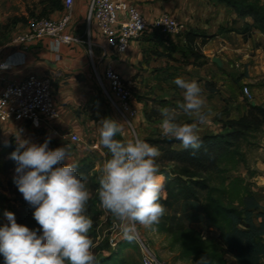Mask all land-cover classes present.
Segmentation results:
<instances>
[{
  "label": "crops",
  "instance_id": "obj_1",
  "mask_svg": "<svg viewBox=\"0 0 264 264\" xmlns=\"http://www.w3.org/2000/svg\"><path fill=\"white\" fill-rule=\"evenodd\" d=\"M90 1L75 0L70 11L66 10L64 0H61V9L47 6V3L44 6L47 8L45 12L47 18L59 20L68 14L70 24L67 32L81 38L83 43L58 46L52 38L46 37L25 46H14L11 44L12 38L28 31L27 24L22 21H15L11 26L10 43L0 42V65L6 62L10 65L6 69H0V93L7 83L20 81L29 76L38 78L48 76L53 79L54 101L60 118L53 122H43L39 128H27L22 140L38 145L41 140H48L53 144L50 147L52 150L68 146L70 149L68 161L74 164L83 158L82 151L88 147L84 138L89 133L93 136L99 134L100 127L97 128L95 122L103 120L106 112L108 113L105 118L110 116L114 119L113 114L117 112L113 105L112 113L109 112L96 72L103 77L105 70L112 67L125 82L133 83L135 93L142 99L133 101L139 115L132 124L137 128L139 135L148 136L162 135L160 120L150 122L146 117V113L150 114L154 109V101L160 93L159 90L176 88L173 81L177 77L188 81L195 80L191 73L189 75L184 73L187 70L189 72L196 70L192 64L187 65L188 67L183 64L181 50L184 44L180 37L164 38L156 31L148 32L139 41L132 42L125 53H116L108 46L106 38L100 34L96 22L91 26L87 24ZM128 3L135 6L149 22L167 13L184 24L188 31L215 35L216 37L202 49V53L206 62H212L214 57L222 60L223 68L212 62L220 74H230L234 69L231 60L235 58L241 59L240 62L246 65L257 64L264 70V56L256 45L264 40V33L255 31L248 41L234 32L219 35L220 28H230L232 22L238 20L236 12L225 4L210 0H128ZM247 21L253 22L252 19ZM251 51L254 52V56L250 55ZM243 73H247L248 77L239 82L246 85L247 81L253 80L250 64ZM202 74L204 75L203 71ZM204 79L206 86L210 79L206 77ZM104 84L109 89V82L104 81ZM203 88L206 91L204 86ZM205 99L207 101L206 97ZM174 100L173 104L183 102L177 94ZM253 103L263 105L258 101ZM245 110L247 111V108ZM245 110L242 115L246 113ZM212 117L214 114H211L206 124L201 127L200 135L222 132L221 123L214 121ZM17 128V124L14 123H0V138L8 147L15 145L13 136ZM123 129L122 136L124 138L126 136L125 140L131 139V134L125 127ZM253 169L256 172L253 178V191L257 202L264 208V162ZM227 255L232 264H238L232 255L228 253Z\"/></svg>",
  "mask_w": 264,
  "mask_h": 264
},
{
  "label": "clouds",
  "instance_id": "obj_2",
  "mask_svg": "<svg viewBox=\"0 0 264 264\" xmlns=\"http://www.w3.org/2000/svg\"><path fill=\"white\" fill-rule=\"evenodd\" d=\"M9 66L6 62L0 69ZM173 83L182 90L179 108L191 122L181 123L175 109L161 107L159 127L164 137L180 141L195 154L203 146L200 131L211 110H205L206 99L198 82L177 77ZM123 131L122 123L114 119L100 123L99 143L110 156L101 166L96 194L131 242L138 226L151 228L159 223L166 212L161 200L166 197L157 164L159 148L139 137L117 139ZM48 143L19 140L10 156L17 163L14 182L24 200L35 208L33 218L42 234L18 224L14 213L5 211L8 223L0 227V255L4 264H99L92 251L93 221L85 214L92 193L78 175L77 165L68 161L69 147L52 150ZM197 264L209 261L202 257Z\"/></svg>",
  "mask_w": 264,
  "mask_h": 264
},
{
  "label": "trees",
  "instance_id": "obj_3",
  "mask_svg": "<svg viewBox=\"0 0 264 264\" xmlns=\"http://www.w3.org/2000/svg\"><path fill=\"white\" fill-rule=\"evenodd\" d=\"M210 1L229 6L238 15V20L233 21L230 28H220L219 35L234 32L248 41L255 31L264 33V0ZM49 2L51 7L62 8L61 0ZM248 19L253 22H248ZM215 37L187 31V43L181 50L182 60L193 59L196 64L205 59L202 49ZM246 77L247 73H244L239 80ZM206 87L210 92H215L211 82H207ZM146 117L147 120L152 119L149 113H146ZM220 123L222 132L200 135L203 146L195 154L191 149H184L181 142L175 139L161 137L145 140L159 148L161 156L158 161L173 166L175 170L173 179L163 181L167 198L162 199L161 203L170 206L181 203L185 213L194 211L202 215L208 228L207 235L202 236L179 220L174 221L167 231L193 239L198 244V253L212 255L209 264H226L224 253L232 255L238 264H264V208L257 202L253 191L252 179L256 172L249 168L246 152L242 149L250 136L264 129V105L249 102L246 113L240 118L221 120ZM44 142L41 140L40 144ZM52 145L48 143L49 149ZM16 148L10 145L3 154V168L17 167L16 161L10 158ZM76 165L78 175L92 193L85 214L92 221L97 220L101 216L97 208L98 174L87 158ZM241 168H245L247 176L241 174ZM34 211L35 208L22 199V204L14 209V215L18 224L36 230L39 235L42 230L33 218ZM3 225L0 222V227ZM97 247L100 253L108 251L107 255L97 259L99 264H131L122 254L127 249L135 248V244L124 238L115 248H111L108 241ZM0 264H4L2 255Z\"/></svg>",
  "mask_w": 264,
  "mask_h": 264
},
{
  "label": "rangeland",
  "instance_id": "obj_4",
  "mask_svg": "<svg viewBox=\"0 0 264 264\" xmlns=\"http://www.w3.org/2000/svg\"><path fill=\"white\" fill-rule=\"evenodd\" d=\"M46 3L48 4L47 6L51 5L49 0H0V42L4 44L10 43V30L15 21H22L24 24H27L28 20L31 18L46 17L45 12L47 8L44 7ZM256 45L262 51L264 56V40L262 39L260 43H257ZM250 55L254 56L255 54L251 51ZM240 60L241 59L239 58L231 60V63L234 65V69L230 72V74H220L212 62L201 60L195 64L193 63V59H185L183 61L184 66L188 67L187 65L192 64L195 67V71L189 72L187 70L184 74L189 75L191 73L195 80L199 78L196 82L200 84L203 89V95L207 98L205 110H211V114H214V117H212L214 121L216 120L220 122L221 120L228 119L229 117H240L243 110L247 108L249 101H247L245 97L243 98V87L245 85L242 82H239V76L244 74L243 72L245 68H247L248 64L251 65V71L253 74V80L247 81L248 83L246 84L250 88L253 95V101L251 103L258 101L264 105V70L258 67L257 64L252 65V63H247L246 65L243 62H240ZM200 64H203V66L200 67ZM202 71L204 72V75L202 74ZM205 77L210 79L207 82H211L214 85L215 92H210L207 89L204 84ZM203 86L206 91H204ZM159 91L160 93H158L156 100L154 101V109L150 113L151 118H153L151 120H161L158 109L161 107H169L177 111L179 122H191V120L185 116L179 108L182 101L176 104L172 103V101H175L174 98L176 97V94L179 98L183 99L181 89L176 86V88H168L166 90L164 89ZM239 98H242L240 102L238 101ZM104 99L109 112L112 113V104L105 93ZM135 99L138 100L142 98L137 96L135 93ZM107 113L108 112L105 113L103 120L105 119ZM113 117L118 122L122 121L121 123L123 127H125L127 132L131 134V139L139 137L143 140H147L164 137L163 135L158 134H151L148 136L139 135L137 128L133 125L135 132L130 130L124 121L119 118L117 112L113 114ZM108 118H110V116H108ZM151 120L148 121L151 122ZM101 121L95 122L97 128L100 127ZM116 138L125 140L126 136L124 138L122 135H117ZM84 140L88 147L86 145L87 149L82 151V159L87 158L90 160V162L94 165V171L98 174L99 178L101 166L104 161L109 158L110 154L108 153V150L99 143V134L97 136H93L89 133ZM3 142L4 141L0 138V222L5 225L8 221L4 216V212L9 211L14 213V209L22 204V199L24 198L18 191L14 182V178L17 176L16 168H3L5 162L3 154H5L8 149V146ZM10 143H12V140H10ZM75 148L76 147H73V149ZM242 149L246 152L249 168L254 171V167H256L259 163L264 162V129L250 136L248 141L243 143ZM77 156L79 155L77 154ZM160 156L157 158V164L160 168V180L163 183L164 180L167 179V181H169L175 177L172 174L175 173V170L173 166L164 162H159L158 159ZM240 172L244 176H247L245 168H241ZM164 195L167 198V194L165 192ZM164 206L166 208V212L160 218L159 223L154 224L151 228L138 226V231L136 233L150 246L156 256L166 264H197V261H199L202 257H206L208 261L210 258H213L212 255L198 253V244L193 239L180 237V235H175L167 231V228H170L174 221L178 222L179 220H182L186 226H189V228L197 231L202 236H206L208 228L202 218V215L194 211H191L190 213L189 211H186L185 213V208L181 203L174 204L173 206L164 204ZM97 208L101 213V216L97 220L93 221L90 236L95 244L92 251L95 253L97 259H99L100 257L108 254V251H103L101 253L98 252L97 246L99 244L105 245L111 234H114L118 242L123 240L124 236L121 229L118 227V222L101 206L99 201ZM132 242H134L135 248L123 251L122 257L127 259L131 264H141L140 245H138L135 239ZM223 258L226 264H232L227 253H224Z\"/></svg>",
  "mask_w": 264,
  "mask_h": 264
},
{
  "label": "built area",
  "instance_id": "obj_5",
  "mask_svg": "<svg viewBox=\"0 0 264 264\" xmlns=\"http://www.w3.org/2000/svg\"><path fill=\"white\" fill-rule=\"evenodd\" d=\"M65 8L70 11L75 0H64ZM96 22L97 28L107 40L108 46L118 54L127 51L132 42L139 41L148 32L158 30L165 37H180L183 44L187 43V27L176 18L164 13L149 22L139 10L128 3V0H91L87 14V24ZM70 16L64 15L59 20L47 17H35L28 20V31L17 34L11 40L14 46H25L35 40L52 38L56 45L83 43L78 36L67 32ZM2 65V64H1ZM100 85L115 107L118 116L130 130L134 131L132 121L139 115L134 107L135 90L132 82H125L112 68L105 70L104 76L97 72ZM104 81L109 82V89ZM243 95L247 101H253L250 88L243 87ZM60 118L53 95V79L29 76L20 81L9 82L0 93V123H14L18 128L13 142L18 145L27 128H39L43 122H53ZM135 240L140 245L141 264H166L160 260L150 246L136 234ZM111 248L117 246L114 234L108 237Z\"/></svg>",
  "mask_w": 264,
  "mask_h": 264
},
{
  "label": "water",
  "instance_id": "obj_6",
  "mask_svg": "<svg viewBox=\"0 0 264 264\" xmlns=\"http://www.w3.org/2000/svg\"><path fill=\"white\" fill-rule=\"evenodd\" d=\"M212 62H213L214 64H216L219 68H223V67H224L223 62H222V60H221L219 57H214V58L212 59ZM252 105H256V103H252Z\"/></svg>",
  "mask_w": 264,
  "mask_h": 264
}]
</instances>
